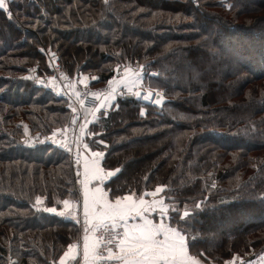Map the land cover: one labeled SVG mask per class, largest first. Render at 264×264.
<instances>
[{
	"label": "trees",
	"instance_id": "16d2710c",
	"mask_svg": "<svg viewBox=\"0 0 264 264\" xmlns=\"http://www.w3.org/2000/svg\"><path fill=\"white\" fill-rule=\"evenodd\" d=\"M9 8L11 20L0 10V264L59 263L83 240L58 216L77 197L69 154L24 145L29 133L65 131L73 113L28 77L53 73L40 49L57 51L80 83L136 73L164 92L162 108L133 90L85 118V143L115 172L104 183L111 197L162 186L170 223L205 264L264 255V0H12Z\"/></svg>",
	"mask_w": 264,
	"mask_h": 264
},
{
	"label": "snow or ice",
	"instance_id": "6c2138e0",
	"mask_svg": "<svg viewBox=\"0 0 264 264\" xmlns=\"http://www.w3.org/2000/svg\"><path fill=\"white\" fill-rule=\"evenodd\" d=\"M8 9V0H0V10H4L8 19L11 20L12 13ZM40 51L43 53L44 49H40ZM54 57L55 53H51L50 58ZM125 71L128 70L125 69ZM52 79L55 80V77ZM87 79L84 77V81ZM111 82L109 81V83ZM37 83L43 85V81H37ZM69 87L72 85L69 84ZM88 94L85 93V95ZM75 95L79 99V103L83 105L84 100L80 98V93L77 92ZM91 95L99 98L101 93H91ZM136 95L139 96L140 93H136ZM152 95L149 92L144 95V99L148 100ZM115 98L113 94L105 99L115 100ZM161 101L162 97L157 96L154 103L160 105ZM69 106L71 107V105ZM110 106L104 102L99 104L100 108ZM75 111L76 109H73V112ZM84 127V125L81 126V132H84ZM25 131L27 132L26 126ZM60 131L57 129V132ZM55 136L56 132H53V137ZM53 142L60 143L56 140ZM99 143L103 144L104 141L100 140ZM61 147L71 151L67 144H63ZM83 147L88 149L87 144H84ZM79 155L77 153V164L80 163ZM104 155L103 151H91L90 155L84 156L82 161V178L79 183L82 186L83 222L87 226L82 247L84 264H97V262L99 264H201L199 259L189 255V244H194V241H189L186 238L184 229L173 227L167 221L169 205L165 203L163 197L155 198L158 193L164 191L162 186L136 197L134 194L116 195L113 193V197L109 198L110 190L106 191L103 185L106 180L115 175V172L106 171L102 167L101 161ZM76 194H79V190ZM145 196L153 197V199H145ZM41 202V198L37 197L36 203L40 204ZM62 203L65 207L69 206L67 199ZM46 211L56 213L57 209L48 207ZM153 214L158 215V221L153 219ZM59 215L63 217L64 213L61 212ZM175 215L180 216L179 211ZM183 217H189V212L184 211ZM77 248L78 244L70 243L68 251L64 252L63 257L71 256L75 259ZM63 257L60 258L59 264H65ZM228 264H232V262H228ZM247 264H252V261H248Z\"/></svg>",
	"mask_w": 264,
	"mask_h": 264
},
{
	"label": "built area",
	"instance_id": "2783aa9c",
	"mask_svg": "<svg viewBox=\"0 0 264 264\" xmlns=\"http://www.w3.org/2000/svg\"><path fill=\"white\" fill-rule=\"evenodd\" d=\"M10 1L8 0V2ZM44 52L48 57V61L53 69V73L46 76L45 78L39 77L36 74L28 75V77L31 80H34L38 86L48 88L52 90L56 95L65 98L68 101V104L71 105L72 110L76 109V111L72 113L70 122L64 133L56 135L55 136L56 139L49 137V138H44L43 140L44 142L56 145L57 147L68 153L71 158L74 169L75 181L78 188L77 192L79 190V194L77 195V197H75L76 199L74 198L75 201L73 200L74 203H72L71 209H69L68 212L61 211L64 213L63 217L59 215V213L61 212L58 213V216L64 220L72 221L75 224H77L80 227V238L82 239L85 235V227H87L86 225H84L83 222L82 191H81L82 186L79 183L80 179L82 178L81 174H82L83 155L81 153L80 147L82 146L81 126L83 122V117L86 109H93L98 105L100 98L108 94H111L115 91H113L109 83L102 86H98L97 88H92L88 84L80 83L77 74H69V73L67 74L66 72L61 70L60 57L57 52L47 51V50H44ZM51 53H55L54 58H50ZM53 77H55V80L52 79ZM37 81H43V85L37 83ZM69 84H71L72 87H69ZM144 89L145 87H143V90ZM138 90L139 89H135L133 91V94L136 97H137L136 93H138ZM152 90L155 91L154 94L159 92L161 93V90H157V89H152ZM77 92L80 93V98L84 100L83 105L79 103V99L75 95V93ZM97 92L101 93V96L99 98L91 95V93H97ZM85 93H89V94L85 95ZM120 94H122L123 96H128L131 94V92L124 90L123 92L121 91ZM137 98L141 99L144 102L145 101L144 93L141 94V97H137ZM53 140L59 141L60 143L59 144L54 143ZM37 144H39V140H38V136L36 135H33L29 139L24 141V145L28 147H36ZM63 144H67L68 148H70L71 151L69 152L67 151L66 148H62L61 145ZM77 153L80 154L79 164H77V159H78ZM54 264H59V263H54ZM65 264H77V263L76 260L69 259L65 262ZM97 264H99V262H97Z\"/></svg>",
	"mask_w": 264,
	"mask_h": 264
},
{
	"label": "rangeland",
	"instance_id": "374dc122",
	"mask_svg": "<svg viewBox=\"0 0 264 264\" xmlns=\"http://www.w3.org/2000/svg\"><path fill=\"white\" fill-rule=\"evenodd\" d=\"M10 1V0H9ZM10 2H12V1H10ZM9 2V3H10ZM9 11H11V9L9 8ZM11 13H12V11H11ZM47 51H55V50H52V49H46ZM55 52H57V51H55ZM58 53V52H57ZM59 55V54H58ZM60 57V56H59ZM60 64H61V61H60ZM124 72V71H123ZM67 73V72H66ZM157 73V72H156ZM68 74V73H67ZM158 74V73H157ZM91 81V80H90ZM121 81H125V84L124 83H121ZM85 84H88V82L87 81H85L84 82ZM112 83V84H111ZM110 84V86L112 87V89H113V91H115V92H113V93H111V94H108L109 96L110 95H115V100L116 99H118L119 97V93L122 91V90H125V91H128V92H132L133 90H135V89H143V87H145V89L143 90V93H144V95L145 94H147V93H149V92H151L153 95H155L154 93H155V91L154 90H152V89H157V90H161V93H163L164 94V92H163V90L161 89V88H158V87H152L151 85H149L148 83H146L145 82V80H144V77H143V75H139V74H136V73H133V74H131V73H127V74H122V75H120V73L119 74H117V76L116 77H114L113 78V80H112V82H111ZM88 85H90L92 88H97V87H93L90 83L88 84ZM105 85V84H104ZM122 85H125V86H122ZM129 89H131L130 91H129ZM145 91V92H144ZM123 92V91H122ZM142 93V94H143ZM160 93V92H159ZM56 95V94H55ZM108 95H106V96H103L102 98H100V101H99V103H98V105L96 106V107H94L92 110H90V113L89 114H87V116H86V114L84 113V117H83V122H82V125H84L85 127H84V130H90V128H87L86 126H87V124L89 123V121H91V120H87L86 122H85V118L87 119L88 118V116L89 115H91V118L90 119H92V120H94V119H96V117H97V115H99L100 113H101V111L103 112V111H107L110 107H107V108H100L99 107V104L101 103V102H104L105 100V98L108 96ZM153 95L148 99V100H145L144 101V103H152V98H153ZM115 100H106L104 103H106V104H108V105H112L114 102H115ZM86 111H88V109H86ZM85 123H86V125H85ZM68 126V125H67ZM67 128V127H66ZM65 131H66V129H65ZM65 131H63V132H59V133H56V135H59V134H61V133H64ZM85 132V131H84ZM84 132H82V146L80 147V150H81V153H82V155H83V157H84V154H83V151H82V148H83V145L84 144H86L85 143V137H88V134H85L84 135ZM33 135H36V136H38V140H39V144H44V143H47V142H44V138H49V137H52V138H54V139H56L55 137H53V135H46V134H41V133H39V132H37V133H29L28 135H26V137L24 138V141L25 140H27V139H29L31 136H33ZM38 142V141H37ZM39 144H37V145H39ZM81 191H82V187H81ZM163 195V194H162ZM76 199V198H75ZM75 199L73 198L72 199V201H71V206H72V203H74L73 202V200L75 201ZM71 206H70V208L69 209H71ZM69 209H67V210H62V211H67L68 212V210ZM59 212H61V211H59ZM232 223H233V219H231V220H229L227 223H226V225H225V227H231L232 226ZM225 227H223V228H225ZM263 257H264V255H260V256H258V257H256V258H254V259H250V261H252V264H261V263H263ZM249 261V260H248ZM235 264H239V261L237 260V261H235Z\"/></svg>",
	"mask_w": 264,
	"mask_h": 264
},
{
	"label": "crops",
	"instance_id": "0c3cea01",
	"mask_svg": "<svg viewBox=\"0 0 264 264\" xmlns=\"http://www.w3.org/2000/svg\"><path fill=\"white\" fill-rule=\"evenodd\" d=\"M124 84H125V81H124ZM122 86H125V85H122ZM109 96V95H108ZM107 96V97H108ZM105 101H106V99H104ZM104 101V102H105ZM90 152H91V150L88 148V149H86L85 150V156H89L90 155ZM101 165H102V161H101ZM106 171H108V170H106ZM103 187H104V185H103ZM106 190V189H105ZM107 191V190H106ZM134 197H136V195H134ZM162 197V194L161 193H158L157 194V197H155L156 199H159V198H161ZM109 198L111 199L112 197L109 195ZM145 199H153V197H150V196H145ZM153 219H156L157 221H158V215L157 214H153ZM166 219H167V221L170 223V218H169V215L166 217ZM75 244H78V248H77V255L79 256V255H81L82 256V247H83V240L82 241H79L78 243H75ZM67 251H68V249H67ZM76 255V257L75 258H77L78 256ZM189 255L190 256H193V257H195L196 259H199L198 257H196V256H194V255H192L190 252H189ZM64 258V260H69V259H73L71 256H69V257H63ZM73 260H75V259H73ZM200 260V259H199ZM201 261V260H200ZM80 264H84V262H83V256H82V259H81V261H80ZM201 264H205V263H203L202 261H201ZM226 264H228V263H226Z\"/></svg>",
	"mask_w": 264,
	"mask_h": 264
},
{
	"label": "water",
	"instance_id": "95a60500",
	"mask_svg": "<svg viewBox=\"0 0 264 264\" xmlns=\"http://www.w3.org/2000/svg\"><path fill=\"white\" fill-rule=\"evenodd\" d=\"M151 75L157 76L158 74H157V73H151ZM138 93H140V95L137 96V97H141V94L143 93V89H139V90H138ZM157 96L162 97V101H161V104H160V105H156V104L154 103V101H155V99H156ZM166 101H167V99H166L165 95H163V94H161V93H156V94L154 95V97H153L152 104H153L154 106L158 107V108H162V107L164 106V104L166 103Z\"/></svg>",
	"mask_w": 264,
	"mask_h": 264
}]
</instances>
